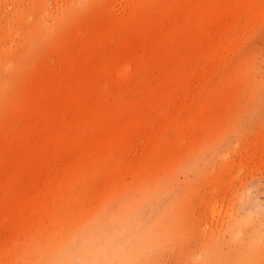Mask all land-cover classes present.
<instances>
[{"label":"rangeland","instance_id":"rangeland-1","mask_svg":"<svg viewBox=\"0 0 264 264\" xmlns=\"http://www.w3.org/2000/svg\"><path fill=\"white\" fill-rule=\"evenodd\" d=\"M0 264H264V0H0Z\"/></svg>","mask_w":264,"mask_h":264},{"label":"bare ground","instance_id":"bare-ground-1","mask_svg":"<svg viewBox=\"0 0 264 264\" xmlns=\"http://www.w3.org/2000/svg\"><path fill=\"white\" fill-rule=\"evenodd\" d=\"M103 240H104V237H101L98 239V242L102 243Z\"/></svg>","mask_w":264,"mask_h":264}]
</instances>
